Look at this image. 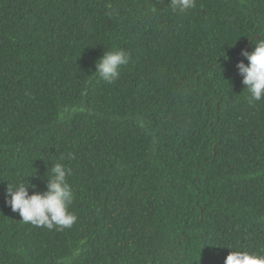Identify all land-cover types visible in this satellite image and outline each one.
I'll list each match as a JSON object with an SVG mask.
<instances>
[{
  "label": "trees",
  "instance_id": "trees-1",
  "mask_svg": "<svg viewBox=\"0 0 264 264\" xmlns=\"http://www.w3.org/2000/svg\"><path fill=\"white\" fill-rule=\"evenodd\" d=\"M169 3L0 0V264L264 254V98L248 104L237 68L264 0ZM117 50L131 60L109 84L96 64ZM56 163L72 171L64 232L6 204L8 185L45 191Z\"/></svg>",
  "mask_w": 264,
  "mask_h": 264
},
{
  "label": "clouds",
  "instance_id": "clouds-1",
  "mask_svg": "<svg viewBox=\"0 0 264 264\" xmlns=\"http://www.w3.org/2000/svg\"><path fill=\"white\" fill-rule=\"evenodd\" d=\"M197 0H170L168 4L173 13H187L196 7ZM155 11V9H153ZM248 64L240 62L237 65L242 83L249 93L248 104L264 98V39L254 42V51H242ZM131 55L125 50L107 51L96 64L95 74L103 81L111 84L120 78L122 66H127ZM147 163L158 164L153 160ZM51 178L47 179L46 190L43 192L33 191L29 194V188L35 189L29 183L7 187L6 204L12 212L18 213L25 224L34 227H44L45 231L56 230L64 232L71 229L77 221V216L69 211V206L74 199L68 177L72 175L70 168L61 163L51 167ZM224 264H264V254H255L241 251H229Z\"/></svg>",
  "mask_w": 264,
  "mask_h": 264
}]
</instances>
